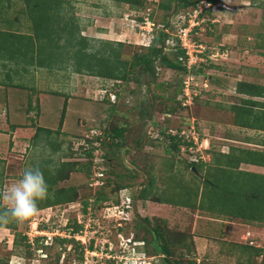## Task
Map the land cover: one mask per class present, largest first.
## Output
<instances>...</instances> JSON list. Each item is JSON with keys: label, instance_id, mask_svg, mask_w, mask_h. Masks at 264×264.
<instances>
[{"label": "rangeland", "instance_id": "obj_1", "mask_svg": "<svg viewBox=\"0 0 264 264\" xmlns=\"http://www.w3.org/2000/svg\"><path fill=\"white\" fill-rule=\"evenodd\" d=\"M68 1L69 5L65 4V7H67L65 14L70 19L68 21L71 26L69 29H72L73 25H78L81 35L89 38V43L94 46L93 51L102 47V41H111L115 44V47L117 43H123L120 49V59L129 63H131L135 54L146 53L143 47L151 44L153 33L156 37L159 35V29L163 28L161 25H164L166 21L170 20L171 25L168 30L175 36L186 22V27L194 28L191 36L196 45L197 43L202 45V64L209 63V65L205 66L202 76L194 81V85L198 87L200 94L198 92L199 96L196 101L194 100L192 105L186 106L185 110L175 107V113L165 116L163 113L166 107L176 106L177 101L168 99L179 98L177 91L180 89V84L185 77L182 72L162 68L159 70L160 72L151 88H148L145 83L147 80H151V75L144 72L141 67H137L134 70V75H132L134 80L131 78L132 80L128 82L105 81L87 75L73 74L70 71H54L62 66L70 65V68H72L71 64L73 61L67 58V54H73L74 52L68 46L70 43H66L65 35L58 41L60 45L57 44V39L60 36L54 35L53 37L45 38L46 25L48 23L44 21L46 18L44 11L33 14L31 19V15L29 16L24 8L25 0H5V5L7 6L10 2V6L7 9V15L5 13L2 18L6 19L7 16L9 18L17 17L18 22L21 23V29L18 33L30 36L34 35L33 26L39 28V40L36 39L35 43H41V53L39 52L40 55L36 57V60L43 67H39L37 64L32 66L31 76L27 77V75L25 79L20 73L22 81H18L19 83H16L15 79L8 76L3 85L4 89L16 88L22 93L21 96L28 100L30 95L33 96L37 92L34 70L44 68L42 73L47 76L43 79V86L40 88H44L45 93L50 96L49 99L53 101L49 107V109L53 108V110L51 112L50 110L44 111L39 123L42 128L53 131H57L59 128L62 116L61 110L66 97L69 96L70 99L68 101L65 124L62 126L63 134L54 133L48 136L43 132L38 139L21 134L16 139L18 143L13 142V146L17 144L16 147L14 146L15 152L12 151L13 147L9 151L7 150L9 140L4 138L6 148H3L4 150H1L3 152H0V193H6L8 188L22 175L25 168L35 167L44 160L51 161L52 166H57L62 161L86 163L87 158L80 153V147L85 142L83 139L76 137L80 133L82 135L87 134L85 128L81 125V127L78 126L79 119L80 122L85 121L86 123L87 121L88 125L91 126L89 135H92V133L101 135L103 132L96 128L101 123H104L103 126L108 127L111 125H122L127 129L129 128L128 133H130L132 130L130 127L134 129L140 124L141 113L145 109L144 106H149L152 95H159L162 98L152 101V118L146 120L149 123L142 128L147 135V140L139 150L144 149V151L142 154L134 153L126 156V148H115V155L111 156V159L109 157L106 158L105 171H107L106 175L110 182L104 192L112 201L120 199L121 203L122 201H127V197L139 195L137 191L142 187L143 176L140 175L142 172L135 179L123 177L125 183L130 185L128 190L118 193L113 191L114 185L120 182L121 177L130 174L128 168L134 169L129 165L132 160H137L140 167L145 165L149 167L148 161L151 163V160L153 162L155 160V168L151 174L155 179V187L161 189L164 187L163 182L166 180V175H168L169 169L166 166L174 156L173 154H167L166 149L170 141L163 133L167 134L166 131L171 129L176 131L179 128L188 131L194 125L195 127L198 126L199 132L203 133V130L205 131L206 129L213 131L215 122L218 124L219 122L222 124H234L236 123V112L234 113L231 108L234 105L243 104V101L240 100L242 96L240 97L237 93V83L245 81L264 86V0H219L215 10L204 8V4H202V12L199 15V20L202 18V22L199 25L197 24L198 19L194 21V18L190 17V15L193 16L195 14L194 11L191 12L189 10V14L181 10L177 11L176 3L173 1L169 3L168 0H148L149 3L151 2V5H148L149 8L151 7L150 10L139 6V8H132L126 3L115 0ZM166 3L171 5V10L162 9V5ZM146 17H150L156 26L150 39L148 38L150 35L137 26ZM189 21H192L193 26H190ZM63 25L64 23L60 25L58 20L54 23L52 20L48 27L52 26L53 29L60 30ZM10 26L7 25L6 27L9 28ZM58 34L62 35L61 32ZM63 45H65V48L62 47ZM61 54L63 55L62 60L56 56ZM193 55L195 57L197 54ZM13 62L0 59V74L7 73L13 66L14 68L24 67V65L18 66L15 63L12 65ZM137 75L142 76L140 77L141 81L136 80ZM40 76L42 78V74ZM17 84L20 89L16 87ZM157 84L162 86L158 89ZM21 87H25V89ZM51 92L60 93L63 96L52 95L50 94ZM107 93L113 103L111 105L100 102ZM142 100H145L146 103H142ZM241 101L242 103H240ZM259 101L262 102L264 100L259 99ZM254 109L260 112L262 108L255 107ZM2 111L3 109H0V114H3ZM4 121V118H0V129L7 127ZM154 121L156 122L155 125ZM203 121H206L208 125ZM30 122H34V120L30 119ZM218 128H220L221 132L223 131V126L218 125ZM223 134H225V131ZM140 135L142 133L136 130L135 134L126 136L128 142L132 145L134 144V137L137 136L136 138H139ZM29 137L33 140L29 141ZM109 141L110 139L106 140L103 137V143L99 144L105 153L108 149ZM69 143H71L70 146ZM51 145L52 147L59 145V149L54 150ZM28 146L30 149L26 151ZM202 156L204 157L203 152ZM186 159L187 155L185 156L181 153L176 155L174 160L178 162L170 170V173H174L178 166L179 168H184L185 166L179 160L187 162ZM231 173L233 174V172ZM231 173L221 169H212L208 173V178H213L214 182L218 183L217 180H220V186L217 189L209 188L213 192L211 196H215V199H220L219 210L223 203L222 200L227 194L226 191L231 190L232 187L236 189L238 184L237 181L236 183L233 180ZM59 187H76L83 200L92 197L98 189L91 187L90 179L84 172L72 173L70 179L60 183ZM238 187L245 190V186ZM237 193L239 192L237 191ZM252 194H258V192L250 190L249 196L253 197ZM259 194L262 197L263 193ZM0 203L10 207L8 201L2 198H0ZM143 207L139 208L142 213L141 215L139 212L140 217L143 218L145 216L149 220L155 219L154 222H151V225L152 223L157 222L159 224L165 221L164 223L169 228L168 231H178L179 233L180 222L181 224L186 223L187 226L190 225L194 220V215L199 210L190 211L181 207H171L172 210H175L170 214L171 208H167L165 204L159 205L150 201ZM83 208V204H73V206H58L51 210L39 211L31 217L29 226V232L35 225L39 231L64 230L66 229V224L69 225L74 219L77 220L78 215H83L84 227L82 228L83 233L80 235L86 242V245L82 243L86 247V258L83 262H78V255L81 249L75 247L73 242L63 245L58 244V246L54 245L51 249H44L42 243H35L30 248H27V243L23 244L22 242L17 247H14L15 236L13 232L0 227V264H55L58 256L61 263L66 261L67 264H123L119 260V239L114 231L113 223L104 218V208L102 210L96 209L95 212L90 210V215L83 212ZM183 210H186L184 217L181 215ZM207 215L212 217L210 214ZM173 217L174 219H172ZM156 218L158 219L156 220ZM89 219L92 220L89 221ZM27 223L28 220L20 222L18 231L23 232L29 225ZM33 235L36 234L32 232ZM37 235L43 236V234ZM143 235L145 236V233L142 229L140 231L137 229V237L142 238ZM147 236L150 238L151 234H147ZM91 243L95 250V256L86 255V250H90L89 245ZM132 248L133 252H135V257L131 256L129 259H132L133 263L135 260H138L137 262L141 260L139 264H162L159 257H148L141 242L138 241L134 245L131 244V250ZM191 257L193 258V256ZM133 263L131 261L129 264Z\"/></svg>", "mask_w": 264, "mask_h": 264}, {"label": "trees", "instance_id": "obj_2", "mask_svg": "<svg viewBox=\"0 0 264 264\" xmlns=\"http://www.w3.org/2000/svg\"><path fill=\"white\" fill-rule=\"evenodd\" d=\"M117 2H123L130 5L132 8H143L146 10L151 9L148 5H151L148 0H115ZM169 3L173 1L176 3L177 11L181 10L184 13L189 14V10L194 11L201 2L208 1L211 3H218L219 0H168ZM149 3V4H148ZM172 3V4H174ZM68 4V0H25V10L27 14L31 17L33 14L39 13V11H44L46 18L44 21L50 25V22L53 20V23L57 20L60 22L61 26L60 30H55L52 26H46V35L45 38L53 37L54 35L60 36L57 39L58 41L61 40L62 36L65 35L66 43H70L72 51L74 52L70 56L68 55L67 58L72 60L71 70L73 73L80 74V75H87L94 78L102 79L105 81L113 80V81H121V82H128L130 80H134V70L137 67L143 68L144 72H147L151 75V80L146 81V86L151 88V85L155 82L156 77L159 74V70L162 68L179 71L185 74L184 80L180 84V89L177 91L179 96L178 99L176 98H169L170 101H177L176 106L173 107H166L164 111V115H171L176 112V108L184 109L185 107L182 106V95L184 89V82L190 73L187 67L184 65V61L180 58L185 56L184 51L180 47H175L170 49L166 42L175 38L176 36L171 34L168 28L171 25L170 20L164 23L162 29H159V35L156 37L153 33L152 41L150 45L143 47L146 50V53H137L134 55L131 63L122 61L120 59V49L123 46V43H117L116 47L115 44L111 41H102V47L95 49L93 51L94 46H92L89 42V39L85 36L81 35V30L79 29L78 25H73L72 29H69L70 24H68L69 18L66 17V9L64 5ZM139 6V7H138ZM7 7L5 5V0H0V59L14 61L16 65H24V69L27 70L28 66H34L37 64L39 67H43L40 65V62H37L36 57L39 56L40 44L35 43V40H39V28L34 27L33 24V33L34 35H24L22 33H18L12 28H7L6 19L2 18V15L5 16L7 13ZM162 9L171 10V5L166 3L162 5ZM4 13V14H3ZM142 22V21H141ZM5 26V27H4ZM11 27V26H10ZM77 30V33H76ZM59 31L62 35L58 34ZM38 44V45H37ZM37 45V46H36ZM63 45L62 47H64ZM60 60L63 59V55L60 56L56 55ZM30 60V61H29ZM209 65V63H199L198 65L194 66L191 74L195 75L198 79L203 74V70H205V66ZM70 67V65L68 66ZM132 76V77H131ZM138 76V75H137ZM141 75L137 77V81H141ZM132 78V79H131ZM162 85L157 84V88L159 89ZM17 88L20 89V86ZM25 89V87H21ZM237 91L240 94H246L250 98H259L264 97V86L259 85L256 83H250L245 81H239L237 83ZM52 95L63 96L60 93H50ZM30 95V102L31 101ZM108 93L105 97L102 98L103 103L113 104L111 99H109ZM105 98V99H104ZM158 98H162L159 95H152L151 102L149 106H144V110L141 113V122L140 124L135 127L134 129L130 127L131 132L128 133V129L122 125H111L103 126L104 123H101L96 128H98L103 133L101 135H89L91 131L88 125V122L81 121L79 119L78 126L85 128L86 135L82 133L77 134L76 137L81 138L84 140V144L80 147V153L87 158L86 163H77L76 161H62L59 162L57 166H52L51 161L44 160L39 165L35 167H39L44 174L46 183L48 185L49 195L46 199L37 202V212L46 210L48 208H57L58 206L66 207L73 204H83V212L87 213L88 207L91 208L93 212L96 209H103L105 203L112 202L113 204L119 205L121 203L120 199L111 200L108 195L104 192L109 184L108 176L106 175V187L100 188L95 191V194L92 197H88L86 200H83L78 192L76 187H59V184L65 182L70 179L72 173L76 172H84L86 173L87 177L90 179L93 175V160L95 157L96 151H101V155L104 158L113 157L116 152L115 148H126V156L131 154H139L143 153V150H137L143 143L145 137V131L142 128L148 124L146 120H150L151 116V109H152V101L157 100ZM198 97L195 98V101ZM70 97L67 96L65 99V103L63 106L62 117L60 121L59 128L57 131H53L50 129L38 128L36 134L34 136L35 139H38L41 136V133H45L48 136L51 134H63L62 126L65 123V117L68 108V101ZM88 100V99H87ZM142 103H146L145 100H142ZM169 106V105H168ZM255 107L262 108L260 112L255 111ZM236 111V124L253 130H262L264 131V103H260L253 99L243 100L242 105H234L233 108ZM185 110V109H184ZM154 125L156 122H153ZM81 125V126H80ZM182 128L177 129L178 132L181 131ZM138 130L139 133H142L139 138L134 137L133 142L134 144H130L127 140V136L129 134H135V131ZM170 130V129H169ZM173 130V129H171ZM170 131H166L167 134L163 133V135L169 138L170 144L167 147L166 151L167 154H173V159L168 163L166 167H168V175L165 178L166 180L163 182L164 187L159 189L155 187V179L151 172L154 170L155 165L154 162L151 160L149 163V167L147 165L140 167L137 160H132L129 165H131L133 170L128 168L130 174L123 175L120 179L119 183L114 185V193L121 192L123 190L129 189V184L125 183L124 178L127 179H135V177L142 172L143 176V183L142 187L138 189L137 193L139 192V201L147 202L151 201L157 204H165L172 207H181L187 210H200L202 209L203 213L210 214L212 217H222L229 221H236V222H255L259 224H264V192H260V189L256 188L255 192L258 194H252L253 197L249 196L250 191H247L246 185L255 189V186H259L261 183L258 180L253 181L252 179L246 183L245 181V190L240 189L237 185L236 189L232 187L231 190L226 191V196L222 200V206L219 210V203L220 199L216 198L212 195L211 189H217L220 186V180L218 179V183L214 182L213 178H208V173L212 169H221L228 172H233L232 168H236L240 164V160L233 165L230 162H224V166H219L218 168L215 167L214 163H209L206 168H204L205 164H200V162H189L187 159L186 161H180L184 168H177L174 173H170V170L176 165L174 159L176 155L184 154L182 151V138L173 136ZM144 131V132H143ZM138 135V134H137ZM104 139H110L108 144V149L106 153L102 150L101 147H98L97 144L103 143ZM71 143H69L70 146ZM51 148L54 150L59 149V145L53 146ZM71 149V147H70ZM136 151V152H135ZM244 152L248 153L252 158L248 160L254 164H264V152L260 151H253V150H245ZM67 156H69L67 154ZM134 156V155H133ZM146 157V155L144 154ZM229 159L231 157H228ZM135 159V158H134ZM228 159V160H229ZM107 160V159H106ZM216 162L220 165L222 162L215 158ZM185 162V164H184ZM222 164V165H223ZM142 168V169H141ZM202 168V179L199 177V170ZM106 170V167H105ZM107 174V171H105ZM167 174V173H166ZM232 174V173H231ZM146 175L149 177V181L146 184ZM233 175V174H232ZM124 177V178H123ZM239 182V180H236ZM235 181V182H236ZM236 182V183H237ZM264 187H261L263 190ZM237 191L239 193H237ZM264 191V190H263ZM259 193H263L262 197ZM210 195V197H209ZM215 195V194H214ZM137 196H132V202L134 203ZM93 200V201H92ZM5 205L0 203V211H4L8 209ZM94 214V213H93ZM140 215V214H139ZM30 219H28L29 225L25 228L23 232L18 231V226L20 222H16L14 220H10L7 224L0 225V227L9 229L13 232L14 238V247H17L22 242L23 244L27 243V248H30L31 245L35 243H42V247L44 249H51L54 245L58 246V244L63 245L66 243H75V247H79L81 251L78 255V262H83L85 260V245H82L81 241L75 238H60L56 237L52 244H45V237L44 236H37L34 238L33 242H30L28 233L30 230ZM151 228L145 226L141 223L138 219L133 217V220L128 223L124 228L119 229L120 232H123L125 236H132L134 241H139L143 244L145 248V252L148 257H159L162 261V264H199L194 257H191L189 253L192 250L193 242H192V234L191 230L183 233L180 231H168V225L165 224L163 221L159 224L152 223L154 220H149L147 217L142 218ZM158 218H156L157 220ZM165 220V219H164ZM114 228V227H113ZM66 229H73L72 232H79L82 229V226L77 223V220L74 219L67 225ZM137 229L145 233L142 238L137 237ZM41 231V230H40ZM116 234L118 230L114 228ZM147 234H151V237L148 238ZM192 242V243H191ZM90 250H94L93 244L89 245ZM49 259V258H47ZM60 262V257L58 256L56 259L55 264H67L66 261L63 263Z\"/></svg>", "mask_w": 264, "mask_h": 264}, {"label": "crops", "instance_id": "obj_3", "mask_svg": "<svg viewBox=\"0 0 264 264\" xmlns=\"http://www.w3.org/2000/svg\"><path fill=\"white\" fill-rule=\"evenodd\" d=\"M9 6L10 2L7 7ZM18 21L17 17H6L7 25H11L9 28L15 31H20L21 29V23ZM12 65H14V63H12ZM28 67L29 68L25 70L24 67L14 68L13 66L7 73L0 74V80L2 79L0 82V109H3V114H0V118H4V122L7 125V127L0 129V152H3L1 150L6 148L4 145V138L9 140L7 150L9 151L11 147H13V152H15L14 146L16 147L17 145L15 144L13 146V142L18 143L16 140L18 136L26 134L27 137L29 135L34 138L36 129L42 128L39 120L43 117V112L46 110H50L51 112V110H53V108L49 109L53 101L49 99L50 96L45 93L44 88H40L43 86V79L47 76L42 73L44 68H37L34 70L35 88H37V92L31 96L32 102H30V98L28 100L23 98L21 96L22 93L16 88L10 87L12 89H4L3 85L8 79V76L15 79L17 81L16 83L22 81V79H20V73H22L23 79H25L27 75V77L31 76L32 66ZM54 71H70L73 73L68 66L59 67L58 70ZM40 74H42V78ZM18 86L17 84L16 87ZM238 95H240V97L242 96L240 98L242 101L244 99H251L246 94L238 93ZM255 99L260 102L259 99L264 100V97L253 98V100ZM242 101L240 103H242ZM263 102L264 101L260 103ZM233 108L234 106L231 109L235 113L236 111ZM62 110L61 112H63ZM30 119H33L34 122H30ZM203 122L206 123V121ZM218 125L223 126L222 132L220 128H218ZM224 131L225 134H223ZM200 135L203 143V150L201 149L200 155H202V152L204 154L200 164H205L204 168H206L209 163H214L217 168L219 166L223 167L224 162H230L231 165L234 166V164L240 160V164L236 168H232L234 171L232 175L233 180H239V185L237 186H245V182L247 183L249 179L253 181L258 180L262 182H260L261 184L259 186H255V189H253L246 185V189L247 191H255L256 188H259L260 192H264V189L261 190V187H264V164L249 162L248 160L252 157L244 152L245 150L264 152V131L244 128L236 123L222 124L219 122L218 124L215 122L213 131L206 129L205 131L203 130V133L200 132ZM32 138H30L29 141H32ZM29 149L30 147L28 146L26 151ZM216 157L223 165L221 163L219 165L217 163L218 161L216 162ZM228 157L231 158L229 159ZM199 177L202 179V168L199 170ZM147 202H138V213H141L140 209L144 208L143 206H145ZM165 206H167V208L172 207L169 205ZM174 210L175 209L172 210L171 208L170 214L171 212L173 213ZM185 214L186 210H183L181 215L184 217ZM172 219H174V217ZM180 226V231L182 232L191 230L192 242L194 244L189 255L191 254L199 264H264V224L255 222L240 223L229 221L222 217L213 218L203 213L202 209H200L198 213L194 215V220L190 225L187 226L186 223L181 224L180 222Z\"/></svg>", "mask_w": 264, "mask_h": 264}, {"label": "built area", "instance_id": "obj_4", "mask_svg": "<svg viewBox=\"0 0 264 264\" xmlns=\"http://www.w3.org/2000/svg\"><path fill=\"white\" fill-rule=\"evenodd\" d=\"M202 4H204V8H211L212 10H215L216 6L218 5V3L214 4L208 1L201 2V4L194 10L195 14L193 16L190 15V17L194 18V21L198 19L197 21L198 25L202 22V18L199 20V15L202 12V6H201ZM189 23H190V26H193L192 21L191 22L189 21ZM137 26L150 35L148 37L149 39L152 37L153 30L156 27L155 23L150 19V17H146L144 21H142ZM186 26H187V23L185 22L184 26L179 30L176 37L166 42L167 46H169L170 49L178 46L184 51L185 56L181 57L180 59L185 62L184 65L187 67L188 71L190 72L188 73V76L184 82V89H183V96H182V100H183L182 106L183 107L192 105L195 98L199 96L198 92L200 94L198 87L194 85V81H196L197 77L191 74V71L194 66L198 65L199 63H202V45L198 43L196 45V42L192 39L191 33L194 30V28L186 27ZM193 54H197V55L194 57ZM198 54H201V55H198ZM171 133L173 136L177 135L178 137L182 138V142H183L182 151L185 156L187 155V160L189 162L198 163L202 161L203 157L202 155H200L201 149H202V141H201V135H200L198 126L195 127L194 125L188 131L181 130L180 132H178L177 130L176 131L171 130ZM93 134L95 135L96 133H93ZM97 146L100 147L99 144H97ZM106 162L107 160L106 158H104V156L101 155V151H96L95 157L93 160V175L90 178L91 187L98 188V189L105 187L106 185L105 163ZM48 209L51 210L53 208H48ZM90 210L91 208L88 207L87 215H90L89 213ZM133 210H134V204L132 202V197H127V201H122V203L119 205L107 202L105 203V206L103 209L104 218L106 220H110L113 223L114 228H116L119 231L117 234V237L119 239L118 243L120 244L119 260L123 264H129L131 261L133 263V260L129 259V257L131 256L135 257L134 255L135 252H133V248L131 250L132 237H126L124 233L120 232L119 230L121 228H124L126 225H128L129 222L132 221ZM82 217L83 215L77 216L78 218L77 223L81 225L83 228L84 223H83ZM91 220L92 219H89V221ZM85 228L87 227L85 226ZM71 231L72 229H64V230L63 229L62 230L53 229L49 231L40 232L39 229H37L35 225L33 226V228H31V232L28 233V236H29L30 242H33L35 237L40 236L37 234H43V236L45 237L46 245L52 244L56 237H60L64 239L73 237L79 241L81 240V243L86 245V242L80 237V235H82L83 233L82 229L77 233H72ZM32 232H34L36 235L32 236ZM89 254L91 256H95L96 255L95 250L92 251V250L87 249L86 255H89ZM137 261L135 260L133 264H139L141 260L139 262Z\"/></svg>", "mask_w": 264, "mask_h": 264}, {"label": "clouds", "instance_id": "obj_5", "mask_svg": "<svg viewBox=\"0 0 264 264\" xmlns=\"http://www.w3.org/2000/svg\"><path fill=\"white\" fill-rule=\"evenodd\" d=\"M48 195V185L41 169L39 167L25 168L7 192L0 193V198L8 201L10 205L8 209L0 211V225L7 224L10 220L16 222L28 220L37 212V202L46 199ZM133 204V217H135V202ZM135 242L137 241H134L132 237L131 244L134 245Z\"/></svg>", "mask_w": 264, "mask_h": 264}, {"label": "water", "instance_id": "obj_6", "mask_svg": "<svg viewBox=\"0 0 264 264\" xmlns=\"http://www.w3.org/2000/svg\"><path fill=\"white\" fill-rule=\"evenodd\" d=\"M146 140H147V135H146V137H145V139H144V142H143L142 146L139 147L137 150L141 149V148L144 146V144L146 143ZM146 178H147V180H146V184H147L148 181H149V177H148V175H146ZM139 196H140V194L137 196V198H136V200H135V217H136V219H138L141 223H143L145 226L151 228L150 225H148V224H147V223H146V222H145V221H144V220L138 215L137 204H138V201H139Z\"/></svg>", "mask_w": 264, "mask_h": 264}]
</instances>
